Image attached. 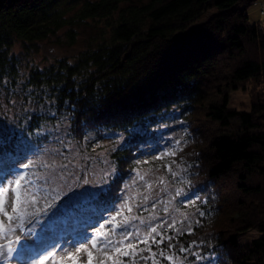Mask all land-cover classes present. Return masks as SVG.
<instances>
[{"label":"trees","instance_id":"obj_1","mask_svg":"<svg viewBox=\"0 0 264 264\" xmlns=\"http://www.w3.org/2000/svg\"><path fill=\"white\" fill-rule=\"evenodd\" d=\"M256 1L0 0V92L34 105L13 126H0V168H18L61 139L90 149L114 141L106 186L76 203L59 197L63 206L42 219L36 235H26L31 225L19 230L24 243L82 242L115 213L135 170L170 163L184 171L181 206L197 215L191 234L173 241L190 249L177 258L264 264V22H251L248 14ZM89 19L104 20L108 32L72 60L23 65L14 52L17 43L26 50ZM68 36L74 42L75 29ZM232 88H250L248 110L229 106ZM212 122L218 128L210 132ZM173 129L183 132L178 147ZM251 230L257 236L240 242ZM167 244L159 247L167 252Z\"/></svg>","mask_w":264,"mask_h":264},{"label":"rangeland","instance_id":"obj_2","mask_svg":"<svg viewBox=\"0 0 264 264\" xmlns=\"http://www.w3.org/2000/svg\"><path fill=\"white\" fill-rule=\"evenodd\" d=\"M79 1L82 2L83 0ZM261 2L264 3V0H257L255 4L249 7L248 14L251 22L257 20H262L264 22ZM104 24V20L95 21L89 19L87 22L80 25L72 27L66 26L58 31L57 34L45 40L28 44L26 50L23 49L20 43H17L14 47V52L22 56L23 65L29 62L47 65L55 62L59 58L65 57L72 60L82 50L89 47L99 35L108 32ZM71 28L75 29L77 35L74 42H70L68 36V31ZM27 68L28 67H26V69ZM213 90L214 89H211L212 96L215 95ZM0 93V126H13V122H17L18 117L26 111V109L34 106L32 103L26 105L27 102L24 103V96L22 95H11L5 92ZM229 93V106L242 110H248L250 108L252 98L250 88L246 90L232 88L229 90ZM201 117L205 121H210L204 115ZM213 128H218L217 123L212 122V126L208 125L206 127L210 132H212ZM169 135L176 147L182 145L183 132L181 129H173ZM60 136L64 137L63 132L60 133ZM206 136L207 134L205 137ZM61 143L60 145L52 144L48 147L46 152L35 155V157L31 159L35 162V167L21 170L36 174L32 176V180L40 197V203L37 207L41 206L45 202V199L50 201V197L53 195L56 197H64L67 204L72 202L76 203L79 200L96 195L109 182L110 173L114 168V163L110 157V149L114 146V141L112 139L96 144L94 149L86 148L84 144L81 145L75 142H68L65 139H61ZM169 168L171 170H169ZM183 172L181 165H171L170 163L162 167H139L126 182L125 190L123 196H121L122 199L118 204L117 210H119L120 205L127 200L128 203L133 206V213H128L127 210H125L124 215L126 216L134 214L146 218L150 214H153L158 217L156 221H152L153 224L159 223L162 220H167L168 223H171V218L175 217L177 220V228H187L188 224H193L197 215L188 207H182L178 199L180 189L178 183L180 182V176H182ZM141 177H143V179H141ZM85 179L89 181L87 184L83 183ZM231 181L234 184L235 180L232 179ZM232 182H230V184H232ZM147 185H151V187L149 188ZM229 188L231 189V187L225 188L228 195L230 193ZM65 193H67V195H65ZM9 195H11V193ZM145 196L149 197L146 204L142 203ZM236 201L237 200H235V202ZM137 204L140 205L139 208L135 207ZM153 204L156 205L155 209L152 208ZM165 207L168 208L167 213L164 211ZM145 208H147L148 211H145ZM177 209L178 211H176ZM185 217L187 218L186 220ZM117 219L119 220L121 218L118 217ZM181 221L184 222L183 226L180 223ZM133 223L139 224V221H133ZM112 227V225H106V228L111 229ZM140 228L142 232L145 230L144 225H140ZM165 229H167V225H165L163 229H158V231L167 234L170 229L167 231H165ZM116 231L119 232L120 229ZM17 233L22 237V232L19 231V229H17ZM256 236L257 232L251 230L243 233L239 239L240 242L244 243ZM12 239L14 240L15 238L12 237ZM23 239H25V237H22V240ZM22 240L21 243L23 244L24 242ZM0 243L7 244L8 240L0 238ZM125 243H127V241H125ZM76 244L77 243H58L54 246L57 251L61 249L67 251L74 250ZM14 246L19 247V245ZM89 248H91V245H89ZM111 254L112 253H110V255ZM99 259V254L93 250V264H97ZM123 259L125 258L123 257ZM177 259L184 258L180 257ZM158 262L159 264H171V262L168 261V263ZM14 263L21 264V262H17L15 257L7 261V264ZM148 263L151 264V261ZM0 264H4V262L0 261ZM46 264H52V259L50 258ZM66 264H72V262L68 261ZM77 264H87L86 253L80 254V259ZM185 264L190 263L185 261Z\"/></svg>","mask_w":264,"mask_h":264},{"label":"snow or ice","instance_id":"obj_3","mask_svg":"<svg viewBox=\"0 0 264 264\" xmlns=\"http://www.w3.org/2000/svg\"><path fill=\"white\" fill-rule=\"evenodd\" d=\"M172 154L174 153L163 155ZM33 167H35V162L29 160L27 163L19 164L18 168L15 166L8 170L0 168V238L8 240L7 244L0 243V261H3L4 264H7V261L13 257L21 264H46L50 258L52 264H66L68 261L77 264L81 253L87 254V264H93V250L100 256L97 264H139L140 261H144L145 264H148L149 261H151V264H159L157 257L166 259L171 264H185V259H177V256L178 253L190 254V249L183 246L177 247L178 241L177 243H173V241L176 240L178 235H183L185 231L191 234V224H188L187 228H177L175 217L171 218V223L162 220L153 224L152 221L158 219L153 214L146 218L134 214L126 216L124 215L125 210L128 213H133V206L127 200L120 205L119 210L112 214L109 219L104 220L103 223L99 224V227L93 228L92 236L85 235L83 241L74 246V250L65 251L61 249L57 251L54 245L48 248L41 243L35 246H29L27 243L22 244V237L17 233V229L24 231L26 225H31V227H27L26 235H36L35 228L37 225H41L42 219L50 220L63 206L57 205L55 202L59 199V196H57L53 197L51 201L45 199V202L37 207L40 203V197L32 180V176L36 174L20 170ZM169 170L171 169L169 168ZM88 182L87 179L83 181L84 184ZM147 187L150 188L151 185H147ZM10 193L11 195H9ZM148 199L149 197L145 196L142 203L146 204ZM135 207L139 208L140 205L137 204ZM155 207L156 205L153 204L152 208L155 209ZM144 210L148 211L147 208ZM164 211L167 213L168 208L165 207ZM118 217L121 219L118 220ZM133 221H139V224H135ZM180 223L183 226L184 222L181 221ZM196 223H199V221H196ZM106 225H112L113 227L109 229L106 228ZM140 225L145 226L143 232ZM165 225H167L165 231L175 229L174 235L165 236L164 232L158 231V229L165 228ZM44 226L41 227V232L44 231ZM117 229H120V231L117 232ZM12 237L15 239L13 240ZM157 237L160 238L157 239ZM36 239L41 241L40 236H37ZM165 240L168 241L167 252L159 247L164 244ZM138 244H144L145 247L138 248ZM152 244L157 246V251H152ZM14 245H19V247ZM89 245H91V248H89ZM145 251L149 255H139V259H137L138 254ZM110 253L112 254L110 255ZM123 257L129 259L126 261Z\"/></svg>","mask_w":264,"mask_h":264},{"label":"built area","instance_id":"obj_4","mask_svg":"<svg viewBox=\"0 0 264 264\" xmlns=\"http://www.w3.org/2000/svg\"><path fill=\"white\" fill-rule=\"evenodd\" d=\"M261 6H262L261 11H262V13H264V3L263 2H261Z\"/></svg>","mask_w":264,"mask_h":264}]
</instances>
